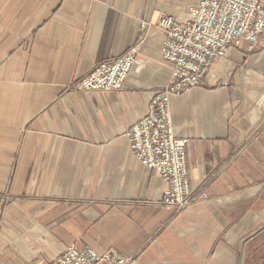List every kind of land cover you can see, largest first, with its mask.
<instances>
[{"label":"crops","instance_id":"obj_1","mask_svg":"<svg viewBox=\"0 0 264 264\" xmlns=\"http://www.w3.org/2000/svg\"><path fill=\"white\" fill-rule=\"evenodd\" d=\"M197 1L0 0V248L13 264H48L70 246L135 264H257L264 44L233 47L206 85L171 97L175 135L189 139L187 208L163 204L160 174L126 136L172 73L162 33L140 35L141 21L186 19ZM136 45L122 89L69 88Z\"/></svg>","mask_w":264,"mask_h":264},{"label":"built area","instance_id":"obj_2","mask_svg":"<svg viewBox=\"0 0 264 264\" xmlns=\"http://www.w3.org/2000/svg\"><path fill=\"white\" fill-rule=\"evenodd\" d=\"M161 32L162 55L171 63L166 85L151 98L147 113L127 131L134 156L147 168L157 171L165 184L163 204L175 211L195 200L187 163L188 138L175 135L171 97L206 85L215 61L244 43L250 49L264 44V4L262 0H198L186 19L163 14L158 22L140 23V35ZM138 46L111 61L96 65L69 88L74 91L122 89L134 67ZM222 82L221 86H227ZM8 206L0 208V237L7 221ZM135 256L115 250L99 253L86 246L68 247L48 264H135ZM0 264H13L0 248Z\"/></svg>","mask_w":264,"mask_h":264},{"label":"rangeland","instance_id":"obj_3","mask_svg":"<svg viewBox=\"0 0 264 264\" xmlns=\"http://www.w3.org/2000/svg\"><path fill=\"white\" fill-rule=\"evenodd\" d=\"M138 55V54H137ZM78 80V79H77ZM75 82V81H74ZM71 85V84H70ZM259 259L257 260V264H264V251L260 253Z\"/></svg>","mask_w":264,"mask_h":264}]
</instances>
